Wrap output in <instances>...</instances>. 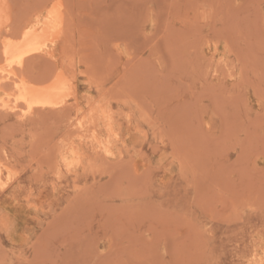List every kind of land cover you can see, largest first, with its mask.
Wrapping results in <instances>:
<instances>
[{
  "label": "rangeland",
  "instance_id": "374dc122",
  "mask_svg": "<svg viewBox=\"0 0 264 264\" xmlns=\"http://www.w3.org/2000/svg\"><path fill=\"white\" fill-rule=\"evenodd\" d=\"M62 1L61 48L17 73L68 66L73 96L1 84L0 264H264V0Z\"/></svg>",
  "mask_w": 264,
  "mask_h": 264
},
{
  "label": "bare ground",
  "instance_id": "6f19581e",
  "mask_svg": "<svg viewBox=\"0 0 264 264\" xmlns=\"http://www.w3.org/2000/svg\"><path fill=\"white\" fill-rule=\"evenodd\" d=\"M65 5L66 4H64V2L62 0H47V1H45L44 4L40 5L41 9L39 10V12H37L35 15L30 17L29 19H26L23 22H21L16 27V29L13 30V25L15 23V20L18 18L17 11H16V13L14 12V9L12 8V5H11V0H0V59L2 58L0 63L4 61L5 65H6V67L4 65L5 69L0 67V97L2 95V92L4 91V90L2 91V89H1V84L4 81H9V83L12 84L13 90H14V92L11 95L9 94L10 96H12V98L14 99V102H15V105L13 107H11L12 109L18 108L19 104H21V105H24L27 108V110H26L27 112L32 113V111L35 110L36 107L38 109V107H57V106H60V105L62 106V104H64V102L66 101V99L68 97L73 96V92H72V88L73 87H71V83H70V79L71 78L69 77V75L66 76L62 72V71H64V69H68L69 68L67 66V64H66V66L68 68L67 67L66 68L65 67L61 68L60 67L59 71L54 72V74L52 76H50L51 73H48L50 77L48 76L47 78H49V79L44 80L42 82L39 81L40 84L39 83H35V81H33V77L34 76L31 77L32 81H30V80L26 79L25 76L22 77V73L20 74V76L17 73V69L21 70L20 68L23 67L24 63L26 62V59L27 58H32L33 59V55H41V56L43 55V56H46L47 58L48 57H50V58L54 57L53 50L63 41L64 37L67 38V36H65V32H67V34L69 32L67 30V28H69V27H67V26H72L71 25L72 23L70 25H67L68 21H70L69 20L70 18L67 20V24H66L65 16H67V13L70 14L69 13L70 11L67 12V8H66L67 5L66 6ZM68 6H69V4H68ZM68 10H69V8H68ZM65 13H66V15H65ZM71 22H72V19H71ZM65 26L67 27L66 30H65ZM62 46H63V44H62ZM58 48L60 49L61 46H58ZM77 48H78V46H77ZM71 49L73 50V48H71ZM79 50L80 49H78V51ZM69 51H71L70 47H69ZM80 52H81V50H80ZM68 54H70V52L67 51V54H65V55L68 56ZM62 55H64V54H62ZM43 56H42V59H43ZM58 56H60V52H59ZM69 56H68V58L72 61V64H73L74 62H73L72 58H70ZM56 58H57V56H56ZM55 59L54 60L52 59V60L55 61ZM66 60H67V57H66ZM69 61L67 63H69ZM71 61H70V63H71ZM27 62H26V64H27ZM49 62L52 63L51 61H49ZM49 62H47V63H49ZM72 64L71 65L69 64L70 68H73ZM84 64H86V63H84ZM54 65H55L54 67H56V64H54ZM88 65H90V63ZM88 65L86 64L87 67H89ZM47 66H49V65H47ZM54 70H55V68H54ZM89 70H87V71H89ZM1 72H3L2 75H1ZM73 73L74 72H72V74ZM88 73H90V71ZM93 73H95V72H93ZM26 77H27V75H26ZM91 77L94 78V80H95L98 76L96 77V75H95V77H93V75H90V78H88V79H90V81L92 80ZM36 79L38 80V78H36ZM94 80L92 82L95 83L96 80H98L97 83L99 84L100 79H96L95 81ZM103 81H104V78H103ZM100 82H102V80ZM72 86H74V85H72ZM109 92H110V90H109ZM121 93H123V95H124V92H121ZM129 96L131 98V95H129ZM74 98H75V96H74ZM75 103H76V101H75ZM72 104L69 105V106L71 107ZM66 105H67V103H66ZM61 106H60V108L62 109L64 105L62 107ZM69 106L68 105L66 106L67 107L66 110L69 109ZM0 107H2L4 109L6 107H9L8 101H4V100L1 101L0 100ZM73 109L75 111L74 107H73ZM143 111H144V109H143ZM102 112H104V111H101V113ZM63 115H65V114L63 113ZM28 118H29V116H28ZM81 119H79V121ZM92 120H94V119H92ZM79 126L80 127L83 126L82 120L79 122ZM92 126L94 127V124ZM76 129H77V127H76ZM90 129H92V128H90ZM90 129H89L88 132L91 131ZM100 146L103 148L105 153H107V154L110 153L108 148L103 143H101ZM68 154L72 155L73 158H76L78 156L77 151L74 150V149L69 150ZM61 157H63V156H61ZM61 157H60V159H61ZM62 161H63V164H65L66 167H70V166H72L74 164V162H73L74 160L70 161L66 157L65 158L63 157ZM0 163H1V161H0ZM0 165H2V164H0ZM10 168H12V167H10ZM10 170H12V169H10ZM78 191H79V189H78ZM253 256H255L254 253H253ZM259 260H260V258H259Z\"/></svg>",
  "mask_w": 264,
  "mask_h": 264
}]
</instances>
